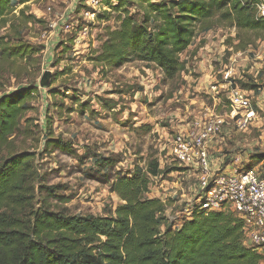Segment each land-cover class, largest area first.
Segmentation results:
<instances>
[{"label":"rangeland","instance_id":"1","mask_svg":"<svg viewBox=\"0 0 264 264\" xmlns=\"http://www.w3.org/2000/svg\"><path fill=\"white\" fill-rule=\"evenodd\" d=\"M160 1L169 0L153 3ZM19 2L12 0L13 14L18 17L24 9L35 21L25 25L20 19L12 20L19 29L18 41L38 52L19 63L16 73L12 67L0 70V97L36 87L27 102L28 122L22 123V134L14 140L17 152L35 155L38 184L54 189L49 193L37 189L35 209L45 205L68 215H109L120 204L110 192L114 174L144 172L157 164L160 175L148 176L145 198L165 203L168 221L181 225L195 207L196 174L179 165L164 145L169 137L190 131L207 110L218 116L229 111L224 93L207 94L228 71L240 88L253 91L254 105L258 97L259 110L248 131L230 129L235 138L227 140V146L242 155L245 166L256 168L264 163V102L260 97L264 92V36L257 38L226 22L206 32L197 30L180 55L182 70L167 79L155 64L130 55L116 68L95 60L126 12L133 17L134 27L142 23L143 10L136 0L121 8H112L119 5L116 0H111L112 7L105 0L95 7H89L86 0ZM252 8L256 19L257 5ZM41 82L46 86L41 87ZM201 102L205 106L199 109ZM224 132L218 140L224 139ZM46 135L71 145L73 155L46 148ZM104 159L114 161L113 170L100 168ZM104 173L109 182L102 178ZM259 252L263 257L259 264H264V248Z\"/></svg>","mask_w":264,"mask_h":264},{"label":"trees","instance_id":"2","mask_svg":"<svg viewBox=\"0 0 264 264\" xmlns=\"http://www.w3.org/2000/svg\"><path fill=\"white\" fill-rule=\"evenodd\" d=\"M28 0H20V4ZM105 0L107 7L121 8L129 0ZM264 0H136L142 23L126 12L119 29L96 57L109 67L121 66L128 55L155 64L165 78L182 70L180 55L192 43L196 31H209L226 22L238 31L264 36V18L255 19L254 5ZM12 0H0V70L16 73L19 63L38 50L18 41L22 24L35 21L24 9L13 14ZM24 20H22V18ZM153 24V25H151ZM1 31H5L4 35ZM14 35H17L16 38ZM263 40V39H262ZM27 64V63H26ZM25 69V68H24ZM23 70L19 67V72ZM36 87H24L0 97V264H259L262 255L243 244V225L231 213L194 211L179 226L165 216L166 205L145 198L149 178L158 177V165L144 172L114 174L110 192L120 204L109 215L80 216L35 209V194L54 192L38 184L34 154L17 152L15 138ZM51 136V133H49ZM46 135V148L72 156L71 145ZM14 137V138H13ZM101 169L113 170L114 161L101 160ZM107 175V174H106ZM103 174L104 181H108ZM42 189V190H41ZM51 196L50 194H47Z\"/></svg>","mask_w":264,"mask_h":264},{"label":"built area","instance_id":"3","mask_svg":"<svg viewBox=\"0 0 264 264\" xmlns=\"http://www.w3.org/2000/svg\"><path fill=\"white\" fill-rule=\"evenodd\" d=\"M89 7L100 0H86ZM258 17L264 18V3L257 5ZM229 111L224 116L207 110L187 133L182 131L164 145L184 169L196 174L197 197L191 210L208 213H231L243 225V244L258 253L264 248V163L244 166L242 156H233L230 171L224 173L210 158V145L225 130L246 132L258 119L252 102L253 91L240 88L232 72L225 73ZM261 254V253H260Z\"/></svg>","mask_w":264,"mask_h":264},{"label":"crops","instance_id":"4","mask_svg":"<svg viewBox=\"0 0 264 264\" xmlns=\"http://www.w3.org/2000/svg\"><path fill=\"white\" fill-rule=\"evenodd\" d=\"M222 79L223 80H222V82L220 84H218V85L216 84L217 86L216 85L215 86L214 85H211L210 86V89H209V91H208L207 94H210L211 95V94H213L217 90V93H216L217 96L220 95V94H222V93H224L226 95V99H227L228 98V89H227V85H226V81H225V75L223 76ZM260 97L262 99L261 101L264 102V92L261 93V96ZM255 99H256V105H254V106L257 107V110H259L258 109L259 108L258 107L259 106V103L257 102L258 101V97H256ZM216 102L219 103L220 102V99H217ZM203 106H205V105L202 102L198 105L199 109L200 108H203ZM197 120L192 123V126H193V124L195 122H197ZM179 129H180V127H179ZM190 129H192V128H189L188 130H190ZM230 131L231 130L225 129V132H224L225 133V137H224L225 143H224V139L218 140L219 138H217L215 140H218V141H213L211 143L210 149H209L211 160L214 161L216 165L217 164L219 165L218 166L219 169H216V170L222 171L224 173H228L230 171L231 162H232V159L231 158H233V156L236 155V153H233L235 149H233V150L230 151V148H228V146H227L228 145L227 144V140L230 141L231 138H235V136L232 133H230ZM237 133H236V135H237ZM238 144L236 145L235 148H237ZM223 148H227V149H224L223 150ZM212 151H215V152L211 153ZM238 153H240V152H238ZM214 154H217V156L214 157ZM215 158H216V160H215ZM242 160H243V157H242ZM244 166H245V164L243 165V167Z\"/></svg>","mask_w":264,"mask_h":264},{"label":"water","instance_id":"5","mask_svg":"<svg viewBox=\"0 0 264 264\" xmlns=\"http://www.w3.org/2000/svg\"><path fill=\"white\" fill-rule=\"evenodd\" d=\"M40 86H41V87H44V86H46V84H45L44 82H41V83H40Z\"/></svg>","mask_w":264,"mask_h":264}]
</instances>
